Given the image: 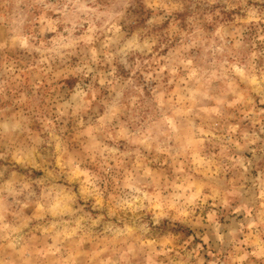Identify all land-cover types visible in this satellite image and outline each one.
<instances>
[{
    "label": "rangeland",
    "instance_id": "rangeland-1",
    "mask_svg": "<svg viewBox=\"0 0 264 264\" xmlns=\"http://www.w3.org/2000/svg\"><path fill=\"white\" fill-rule=\"evenodd\" d=\"M0 264H264V0H0Z\"/></svg>",
    "mask_w": 264,
    "mask_h": 264
}]
</instances>
